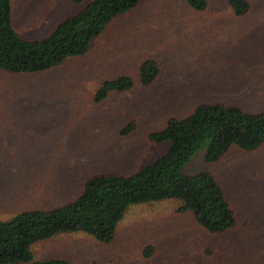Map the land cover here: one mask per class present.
Returning <instances> with one entry per match:
<instances>
[{
    "label": "rangeland",
    "instance_id": "obj_1",
    "mask_svg": "<svg viewBox=\"0 0 264 264\" xmlns=\"http://www.w3.org/2000/svg\"><path fill=\"white\" fill-rule=\"evenodd\" d=\"M90 1L13 0L14 26L25 39H43ZM248 1L250 13L237 18L228 0H207L203 12L187 0H142L87 56L44 73L0 72V117L15 119L14 132L0 135L8 145L0 149V220L68 204L94 175L139 172L170 147L150 135L201 103L264 112V0ZM147 59L160 68L150 86L139 81ZM123 72L132 75L133 89L96 103L100 85ZM131 122L136 129L122 135ZM183 172L217 177L235 208V229L212 234L192 213H179L174 200L133 205L113 243L84 233L59 235L34 245V260L264 264V146L255 152L233 148L217 163H208L201 150ZM149 246L155 249L147 258Z\"/></svg>",
    "mask_w": 264,
    "mask_h": 264
},
{
    "label": "trees",
    "instance_id": "obj_2",
    "mask_svg": "<svg viewBox=\"0 0 264 264\" xmlns=\"http://www.w3.org/2000/svg\"><path fill=\"white\" fill-rule=\"evenodd\" d=\"M81 5L85 0H70ZM142 0H91L74 16L60 23L43 39L21 37L13 20V0H0V72L12 75L44 73L65 65L76 57L87 56L110 25L136 10ZM189 7L203 12L207 0H187ZM237 18L251 11L248 0H228ZM160 75L154 59L140 67L139 81L152 85ZM135 81L128 72L105 80L95 102L112 93H126ZM136 129L131 122L121 132ZM153 142H169L167 153L133 174L101 173L88 179L72 202L52 209L24 210L0 220V264H71L65 258L34 260V245L59 235L84 233L103 244L114 242L119 225L133 205L178 201V212L192 213L195 220L212 234L233 230L237 214L216 176L208 172L187 175L184 166L201 150L208 163L221 162L233 148L255 152L264 146V112L246 111L225 102L196 106L183 118H170L166 126L150 135ZM154 247L144 251L148 258Z\"/></svg>",
    "mask_w": 264,
    "mask_h": 264
},
{
    "label": "crops",
    "instance_id": "obj_3",
    "mask_svg": "<svg viewBox=\"0 0 264 264\" xmlns=\"http://www.w3.org/2000/svg\"><path fill=\"white\" fill-rule=\"evenodd\" d=\"M70 1V0H69ZM71 2V1H70ZM72 4V2H71ZM82 9V8H81ZM71 16H66L64 19H62L61 21L57 22V25L55 26V28L62 23L64 20H66L67 18H69ZM54 28V29H55ZM15 120V119H14ZM12 117H0V135H5L11 132H14L13 127L15 126V122ZM3 148H7L8 149V145L6 143V140H2L0 139V149ZM7 153V152H5ZM8 155V154H7Z\"/></svg>",
    "mask_w": 264,
    "mask_h": 264
}]
</instances>
